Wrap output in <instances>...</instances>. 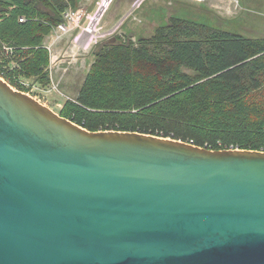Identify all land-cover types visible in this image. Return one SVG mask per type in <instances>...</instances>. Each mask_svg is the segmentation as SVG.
Wrapping results in <instances>:
<instances>
[{
  "label": "water",
  "instance_id": "obj_1",
  "mask_svg": "<svg viewBox=\"0 0 264 264\" xmlns=\"http://www.w3.org/2000/svg\"><path fill=\"white\" fill-rule=\"evenodd\" d=\"M0 264H264V150L89 130L0 75Z\"/></svg>",
  "mask_w": 264,
  "mask_h": 264
},
{
  "label": "trees",
  "instance_id": "obj_2",
  "mask_svg": "<svg viewBox=\"0 0 264 264\" xmlns=\"http://www.w3.org/2000/svg\"><path fill=\"white\" fill-rule=\"evenodd\" d=\"M78 0H0V49L17 46V67L0 75L51 79L44 38ZM25 17V21H20ZM191 72H189V71ZM89 130H132L212 149L264 150V37L251 38L170 16L149 37L103 43L78 90L60 112Z\"/></svg>",
  "mask_w": 264,
  "mask_h": 264
},
{
  "label": "rangeland",
  "instance_id": "obj_3",
  "mask_svg": "<svg viewBox=\"0 0 264 264\" xmlns=\"http://www.w3.org/2000/svg\"><path fill=\"white\" fill-rule=\"evenodd\" d=\"M103 1L78 0L75 8L69 7L63 13L64 21L44 38L43 46L47 48L52 36L62 34L54 47L57 64L53 71L50 62L46 67L58 91L47 94L29 90L59 113L69 100L77 97L94 62L95 52L103 43L117 41L119 36L138 42L142 37L151 36L156 27L166 24L170 16L192 19L251 38L264 37V0H111L97 21L98 33L88 35L85 27ZM68 13L74 15L73 23H69ZM61 26L68 28L57 32ZM58 67L61 70H57ZM46 86L53 87V81Z\"/></svg>",
  "mask_w": 264,
  "mask_h": 264
},
{
  "label": "built area",
  "instance_id": "obj_4",
  "mask_svg": "<svg viewBox=\"0 0 264 264\" xmlns=\"http://www.w3.org/2000/svg\"><path fill=\"white\" fill-rule=\"evenodd\" d=\"M141 1L142 0H138V2H141ZM103 4H104V1L100 5V8L103 6ZM108 5H107V7H108ZM96 14H97V12L95 13V15ZM95 15L92 17V20L91 21L94 20ZM67 18L69 19V23L70 22H72V23L74 22V15L73 14L68 13L67 14ZM25 20H26L25 17H21L20 18V21H25ZM90 22L85 27V31L88 33V35L94 36L96 33H98L97 24L94 27V29L91 30L90 29V25H91ZM67 28H68L67 26L66 27L61 26V27L58 28V30L57 29L56 30H57V32H59V30H63V29H67ZM61 36H62V34L57 35L56 37H53L52 36L51 37L52 40L50 42V45L47 46V48H49V51H50V58H51V60H50V66H51L52 71H53V68L55 67V65L57 64V62H56L57 56L54 53V47L58 43V40L60 39ZM17 48L18 47L15 46V45H13V44L3 42L2 46H1V49H0V62H3L5 59H9L10 60V64L9 65L11 67H13V68L14 67H17L18 66V62L16 60V51H17ZM73 59L76 60L77 57H75ZM52 81H53V87L52 86L51 87H47V86L42 85L39 81L33 79V77H20L18 79V82L21 85H24L25 87H27L29 89H36V90H38L40 92L47 93V94L53 92V90H57L58 91V88H57V86H56V84L54 82L55 80L53 78H51V83H52ZM28 93L30 94V90L28 91ZM234 148H239V147L230 146V147H225L223 149H234ZM210 149H212V148H210Z\"/></svg>",
  "mask_w": 264,
  "mask_h": 264
},
{
  "label": "bare ground",
  "instance_id": "obj_5",
  "mask_svg": "<svg viewBox=\"0 0 264 264\" xmlns=\"http://www.w3.org/2000/svg\"><path fill=\"white\" fill-rule=\"evenodd\" d=\"M111 2V0H104V4L103 6L98 10L97 14L95 15V18L93 21H91V25H90V29H94V27L97 24V21L100 19V17L102 16L104 10L106 9L107 5Z\"/></svg>",
  "mask_w": 264,
  "mask_h": 264
},
{
  "label": "crops",
  "instance_id": "obj_6",
  "mask_svg": "<svg viewBox=\"0 0 264 264\" xmlns=\"http://www.w3.org/2000/svg\"><path fill=\"white\" fill-rule=\"evenodd\" d=\"M99 8H100V7H99ZM98 10H99V9H98ZM116 25H117V24H116ZM114 26H115V25H114ZM50 60H51V58H50ZM58 68H59V69H57V70H61V69H60L61 67H58Z\"/></svg>",
  "mask_w": 264,
  "mask_h": 264
}]
</instances>
